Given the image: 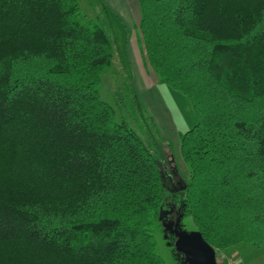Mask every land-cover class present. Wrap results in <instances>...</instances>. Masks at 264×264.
<instances>
[{
    "label": "trees",
    "instance_id": "trees-1",
    "mask_svg": "<svg viewBox=\"0 0 264 264\" xmlns=\"http://www.w3.org/2000/svg\"><path fill=\"white\" fill-rule=\"evenodd\" d=\"M137 1L144 60L195 115L188 176L167 187L170 141L151 135L159 161L99 95L119 51L105 0L85 20L79 0H0V264H166L167 202L214 248H264V0ZM131 82L121 113L142 109Z\"/></svg>",
    "mask_w": 264,
    "mask_h": 264
},
{
    "label": "rangeland",
    "instance_id": "rangeland-1",
    "mask_svg": "<svg viewBox=\"0 0 264 264\" xmlns=\"http://www.w3.org/2000/svg\"><path fill=\"white\" fill-rule=\"evenodd\" d=\"M79 5L83 20L87 19V17L93 18L101 8L99 2L90 3L88 0H79ZM109 8L113 10L111 6H109ZM110 18L113 25L111 37L114 38V45L119 47L121 54L115 47L110 65L102 71L101 81L98 86L99 95L102 99L110 102L115 107L117 119H122L124 117L125 121L144 138L146 144L153 149L155 157L158 160L161 158V154L158 148H156L158 142L152 143L153 137H151V135L155 134L156 138L161 141H170L171 147L166 149L169 154L168 159L171 163L176 165L179 172L184 177H187L189 174L188 167L179 153V135L190 128L195 122V115L190 100L182 91L172 87L167 82L158 81L155 73L144 60L143 48L139 39L137 25L138 16H135L134 20H132V24L129 25L124 24V21H121L117 15L110 13ZM127 46H129L130 53L133 56L134 63H132L138 69L139 74L134 71L128 58ZM134 75L137 76L135 78L137 85L139 87L143 86L142 88L145 89L141 94H137L142 109L133 104L132 108H128V111H123L121 113L118 105L114 102V90L118 86H121L124 93H126L125 84L131 81V83H133V78L130 80L129 77H133ZM128 95L130 96L131 92L124 95L126 101H129ZM151 118L155 121L156 126H153L151 123ZM154 140L157 141L155 136ZM177 223L180 229L186 232L196 230V225L190 215H180ZM154 236L157 243L156 250L165 260L166 264H181L180 253L174 252L171 246L167 244V230L161 220L156 223ZM234 245H230L226 248H215L218 264L223 262L227 264L226 261L221 258L223 255H220L226 254L230 256L226 249ZM237 245L252 246L250 248L258 247L252 243L243 242H240V244L237 243Z\"/></svg>",
    "mask_w": 264,
    "mask_h": 264
},
{
    "label": "crops",
    "instance_id": "crops-1",
    "mask_svg": "<svg viewBox=\"0 0 264 264\" xmlns=\"http://www.w3.org/2000/svg\"><path fill=\"white\" fill-rule=\"evenodd\" d=\"M105 1L108 3L109 6L113 8V10H111L112 14L119 16V18L122 21H124V24L126 25L132 24V20H134L135 16H138L139 18L137 0H105ZM127 48H128L127 53L129 55L128 58L134 68V71L137 73L138 69L133 64L134 60L132 58L133 57L132 54L130 53L129 46H127ZM136 77H137L136 75L132 77L134 89L137 94H141L142 92L145 91V89L142 88L143 86L139 87L137 85L135 79ZM235 245L226 250L228 251V254L231 256V258L236 261L237 264H264V248L262 247L250 248L252 246L249 245L242 246L243 244L239 246L237 244ZM221 264H225V263L223 262Z\"/></svg>",
    "mask_w": 264,
    "mask_h": 264
},
{
    "label": "water",
    "instance_id": "water-1",
    "mask_svg": "<svg viewBox=\"0 0 264 264\" xmlns=\"http://www.w3.org/2000/svg\"><path fill=\"white\" fill-rule=\"evenodd\" d=\"M175 235L173 246L181 254V264H218L215 248L199 230L186 232L178 225Z\"/></svg>",
    "mask_w": 264,
    "mask_h": 264
},
{
    "label": "flooded vegetation",
    "instance_id": "flooded-vegetation-1",
    "mask_svg": "<svg viewBox=\"0 0 264 264\" xmlns=\"http://www.w3.org/2000/svg\"><path fill=\"white\" fill-rule=\"evenodd\" d=\"M173 162V161H172ZM176 165L171 163L168 159L167 163L162 165V172L164 177V184L167 187H177L180 188L183 185V178L180 173L176 170ZM178 169V168H177ZM168 208L162 210L161 221L165 225V229L167 230V236H170L171 241L173 242L175 239V232L178 228V217L179 215V204H171L167 202ZM181 255V254H180Z\"/></svg>",
    "mask_w": 264,
    "mask_h": 264
},
{
    "label": "built area",
    "instance_id": "built-area-1",
    "mask_svg": "<svg viewBox=\"0 0 264 264\" xmlns=\"http://www.w3.org/2000/svg\"><path fill=\"white\" fill-rule=\"evenodd\" d=\"M223 255V256H222ZM220 256H222L221 258L224 259L226 261L227 264H236L235 261L228 255L226 254H221ZM216 259L218 261V257L216 255Z\"/></svg>",
    "mask_w": 264,
    "mask_h": 264
}]
</instances>
